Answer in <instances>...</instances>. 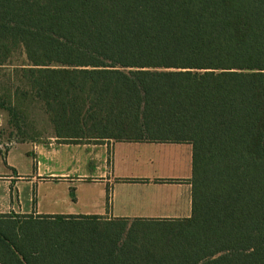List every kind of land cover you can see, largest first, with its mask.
Instances as JSON below:
<instances>
[{
  "label": "trees",
  "instance_id": "obj_1",
  "mask_svg": "<svg viewBox=\"0 0 264 264\" xmlns=\"http://www.w3.org/2000/svg\"><path fill=\"white\" fill-rule=\"evenodd\" d=\"M32 103L63 141L189 143L191 214L0 213V264H264V0H0V111Z\"/></svg>",
  "mask_w": 264,
  "mask_h": 264
},
{
  "label": "crops",
  "instance_id": "obj_2",
  "mask_svg": "<svg viewBox=\"0 0 264 264\" xmlns=\"http://www.w3.org/2000/svg\"><path fill=\"white\" fill-rule=\"evenodd\" d=\"M2 146L0 143V213L98 215L106 219H174L191 214L189 143L63 141L50 133L10 142L4 150ZM131 184L168 189L164 200L173 207L138 215L116 210L114 198H124L125 187ZM42 185H49V203H59L58 209L35 201L34 190Z\"/></svg>",
  "mask_w": 264,
  "mask_h": 264
},
{
  "label": "rangeland",
  "instance_id": "obj_3",
  "mask_svg": "<svg viewBox=\"0 0 264 264\" xmlns=\"http://www.w3.org/2000/svg\"><path fill=\"white\" fill-rule=\"evenodd\" d=\"M20 63H26V58L23 53L22 49H18L12 56L10 62L8 65L4 66L5 69L12 68L15 66H18ZM28 113L26 114V117L24 118L23 123L21 124V130L18 131L13 127L12 124L8 122V116L5 112L0 111V143L3 145L2 150L8 147L10 142H18L25 139H28L29 137L39 136V135H47L50 133H53L51 130V127L49 125V122L46 118V115L42 112L41 106L36 103L29 104L28 107ZM85 187H88L90 190L91 187H89V184H85ZM40 187V188H39ZM49 185H42L37 186L34 190V198L35 201L38 203H41L42 205H52L53 209H58L60 207V204L56 203L55 205L53 202H50V199L47 197V188ZM52 188H56L52 186ZM88 189V190H89ZM58 190V189H57ZM125 190L127 192V195H124V198L115 197L114 198V206L116 210L123 211L124 213H127L128 215H138V214H146L151 212H162L168 209H171L173 207L171 205V202L168 203L166 200H164V197L167 196L170 191L166 188H149V187H143L142 185H136L131 184L127 185L125 187ZM141 196V197H139ZM144 196V197H142ZM41 197V198H40ZM152 200L154 198L159 199L158 203L150 202L148 201V198H151ZM43 198L45 200H43ZM54 206V207H53ZM132 219H130L128 222H126V226L128 227L131 224ZM45 228V227H41ZM47 228H49L47 226ZM66 229L71 230L75 232L76 234L83 233L86 227L82 225H70ZM60 233L59 230L51 229L50 231L46 232L45 236H58ZM41 234V233H40ZM42 239L45 240L43 237Z\"/></svg>",
  "mask_w": 264,
  "mask_h": 264
}]
</instances>
